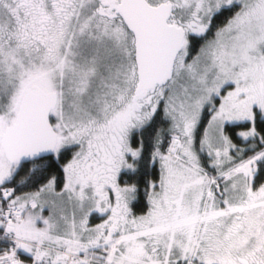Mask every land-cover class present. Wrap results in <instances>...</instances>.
Masks as SVG:
<instances>
[{"label": "snow or ice", "instance_id": "6c2138e0", "mask_svg": "<svg viewBox=\"0 0 264 264\" xmlns=\"http://www.w3.org/2000/svg\"><path fill=\"white\" fill-rule=\"evenodd\" d=\"M0 264H264V0H0Z\"/></svg>", "mask_w": 264, "mask_h": 264}]
</instances>
